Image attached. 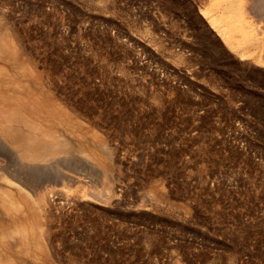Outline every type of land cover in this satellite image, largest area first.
Returning a JSON list of instances; mask_svg holds the SVG:
<instances>
[{"label":"rangeland","instance_id":"rangeland-1","mask_svg":"<svg viewBox=\"0 0 264 264\" xmlns=\"http://www.w3.org/2000/svg\"><path fill=\"white\" fill-rule=\"evenodd\" d=\"M0 67V264H264V0H0Z\"/></svg>","mask_w":264,"mask_h":264},{"label":"bare ground","instance_id":"bare-ground-1","mask_svg":"<svg viewBox=\"0 0 264 264\" xmlns=\"http://www.w3.org/2000/svg\"><path fill=\"white\" fill-rule=\"evenodd\" d=\"M261 2V1H260ZM251 4V3H250ZM225 7V6H224ZM223 28V27H222ZM224 30V29H223ZM245 45V44H244ZM1 55H2V53H1ZM3 68H1L0 67V71L2 70ZM4 70V69H3ZM16 114V113H15ZM23 118V117H22ZM30 125H31V123H30ZM30 125H29V128H30ZM34 125V124H33ZM3 127H6V126H4L3 125ZM32 127V126H31ZM6 129H8V127L6 128ZM17 132H18V130H16ZM22 134V133H21ZM24 134V133H23ZM26 137H28V134L26 133ZM11 138V137H10ZM19 138V137H18ZM30 138V137H29ZM11 139H13V138H11ZM32 139H34V138H32ZM31 139V140H32ZM25 140V139H24ZM26 140H28V139H26ZM6 142V141H5ZM28 142V141H27ZM29 142H30V139H29ZM34 142H35V139H34ZM60 142H62V141H60ZM11 146V145H10ZM47 146V145H46ZM56 147V146H55ZM21 148V147H20ZM23 149V148H22ZM52 149V148H51ZM26 150V149H25ZM28 150V149H27ZM15 152H16V150H15ZM44 152V151H43ZM48 152V151H47ZM20 153V152H19ZM29 153V152H28ZM18 154V153H17ZM41 154V153H40ZM24 155V154H23ZM47 155V154H46ZM20 156H22V155H20ZM27 156H29L30 157V155H27ZM36 157V156H35ZM41 157V156H40ZM45 157V156H44ZM25 159H26V156L24 157ZM28 158V157H27ZM37 158V157H36ZM35 158V159H36ZM20 159V158H19ZM22 159V158H21ZM38 159V158H37ZM23 160V159H22ZM30 160H32V159H30ZM33 160H34V158H33ZM7 164H9V163H7ZM15 165V164H14ZM13 167H15V166H13ZM11 168V167H10ZM5 173V172H4ZM13 173V172H12ZM10 174V173H9ZM21 174V173H20ZM14 176V175H13ZM19 178V177H18ZM14 179V178H13ZM12 188V187H11ZM13 203V202H12ZM12 205V204H11ZM19 207V206H18ZM2 218H3V216H2ZM1 230V229H0ZM24 241V240H23Z\"/></svg>","mask_w":264,"mask_h":264}]
</instances>
